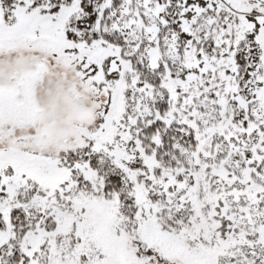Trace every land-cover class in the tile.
Instances as JSON below:
<instances>
[{
  "label": "snow or ice",
  "instance_id": "snow-or-ice-1",
  "mask_svg": "<svg viewBox=\"0 0 264 264\" xmlns=\"http://www.w3.org/2000/svg\"><path fill=\"white\" fill-rule=\"evenodd\" d=\"M0 264H264V0H0Z\"/></svg>",
  "mask_w": 264,
  "mask_h": 264
}]
</instances>
